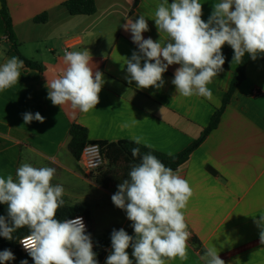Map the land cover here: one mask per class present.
Returning <instances> with one entry per match:
<instances>
[{
  "label": "crops",
  "instance_id": "1",
  "mask_svg": "<svg viewBox=\"0 0 264 264\" xmlns=\"http://www.w3.org/2000/svg\"><path fill=\"white\" fill-rule=\"evenodd\" d=\"M67 1L5 0L13 39L0 0V64L15 56L41 66L29 67L23 61L19 82L0 92V176L12 175L15 180L16 170L23 163L55 168L51 183L63 186L62 198L69 205L83 203L90 207L93 247L105 241L100 264H106L112 251L113 229L123 228L133 237L135 233L126 212L111 200L122 181H113L108 188L95 181L101 171L111 169L108 161L105 159V165L88 177L71 154L68 142L72 124L86 128L91 142L132 141L133 135H139L154 150L170 156L179 154L201 136L222 106L239 64H232L233 49L225 44L223 71L208 85L211 99L178 95L171 83L179 67L175 64L163 74L162 88H138L135 81L129 83L126 79L125 64L138 48L122 26L144 15L149 31L142 35L145 39H160L163 45L167 37L158 33L151 19L161 0H95L93 15H72L65 6ZM200 2L202 19L207 22L218 0ZM44 15L45 21H35ZM85 49L92 57L89 66L100 71L104 79L96 109L86 114L70 104L54 106L46 87L47 80L57 78L66 68V51ZM37 112L45 118L44 123L33 120L24 124L22 114ZM134 118L138 120L134 127H124ZM174 172L193 190L183 210L191 235L187 241L188 259L177 257L165 264H203L202 250L213 245L225 264H264V245L253 219L264 214V59H250L246 77L218 127ZM192 238L198 239L201 249L193 245ZM126 251L135 264L132 247Z\"/></svg>",
  "mask_w": 264,
  "mask_h": 264
},
{
  "label": "clouds",
  "instance_id": "2",
  "mask_svg": "<svg viewBox=\"0 0 264 264\" xmlns=\"http://www.w3.org/2000/svg\"><path fill=\"white\" fill-rule=\"evenodd\" d=\"M200 0H161L156 7L155 26L167 37L163 45L142 35L149 31L147 19L139 15L127 20L123 29L131 33L138 51L126 59L128 82H136L141 89L164 85L163 74L170 65H179L171 83L178 95L185 98H212L208 85L223 71L225 56L222 48L229 45L234 52L232 64H241L247 53L255 60L264 54V0H218L207 22L202 19ZM90 52L66 51V68L57 78L47 80L48 99L54 106L70 104L74 110L88 113L96 109L104 84L103 74L89 65ZM143 61V65H142ZM24 62L11 57L0 64V92L11 88L21 77ZM24 124L33 120L44 123L39 113H24ZM135 118L124 127H134ZM132 142L152 149L144 137L133 135ZM131 155L139 157L118 191L112 195L113 204L126 212L132 222L135 237L123 228L111 233V253L106 264H133L128 252L132 247L135 264H165L168 259L187 260V241L190 232L183 210L193 190L189 182L159 160L151 152L141 155L140 147H133ZM169 155H171L169 153ZM56 169L34 167L23 163L12 175L0 176V203L8 206L7 219L0 216V236L13 239V233L23 227L29 234L20 240L34 264H98L90 234L82 217L58 220L63 206L64 188L53 185ZM260 229L259 240L264 245V214L253 217ZM15 259L9 249L0 251V264ZM203 264H225L213 245L201 256ZM21 264H28L22 260Z\"/></svg>",
  "mask_w": 264,
  "mask_h": 264
},
{
  "label": "trees",
  "instance_id": "3",
  "mask_svg": "<svg viewBox=\"0 0 264 264\" xmlns=\"http://www.w3.org/2000/svg\"><path fill=\"white\" fill-rule=\"evenodd\" d=\"M2 8L1 13L4 18L7 30L11 37H13L11 19L7 10L5 0H1ZM65 6L72 15H93L96 12V3L95 0H69L65 3ZM46 20V16H40L36 18L35 21L43 22ZM258 57L264 59V54L258 53ZM26 65L29 67L41 69V66L33 63L25 58H22ZM249 55L246 53L243 57L242 63L239 64V67L232 79L230 88L225 94L222 106L213 114L211 121L207 128L203 131L201 136L188 148L176 155H166L154 149L145 148L144 145H136L132 141L122 140L118 142H98L103 148L105 159L108 161V166L110 170L101 171L95 181L97 184L101 185L104 188H108L113 181H122L128 179V173L131 170L133 164L139 163L140 158H134L131 155V149L133 147H140L141 155L151 152L159 160H161L165 166L170 167L173 171H176L181 165L188 161L191 154L203 143L207 136L218 127L221 117L229 104L233 94L239 87V85L244 81L246 77V67L250 61ZM91 142L88 140L87 129L79 124H72L69 131V142L68 148L73 155V157L79 160L81 152L85 145ZM63 206L58 209L57 219L63 221L65 219H75L76 217H83L87 223L86 234H90L92 242L93 241V223H92V214L91 209L88 205L83 203H77L74 205H69L64 198ZM8 215V206L6 204H0V216H4L7 219ZM29 234V229L27 227L20 228L16 230L12 235V240H7L4 237L0 236V251L9 249L13 252L15 259L6 264H16L20 263L22 260L30 261L31 264H34L32 258L26 253L20 244L25 236ZM191 242L197 248L201 249L200 242L197 238H192ZM105 241H98L96 246L93 247V251L97 254L96 259L98 264H100L105 256ZM202 253L204 251L202 250Z\"/></svg>",
  "mask_w": 264,
  "mask_h": 264
},
{
  "label": "built area",
  "instance_id": "4",
  "mask_svg": "<svg viewBox=\"0 0 264 264\" xmlns=\"http://www.w3.org/2000/svg\"><path fill=\"white\" fill-rule=\"evenodd\" d=\"M256 93L258 94L259 92H256ZM78 161L84 173L86 174V176L92 177V175L95 172L100 170L105 165L106 160H105L103 148L97 142H88L83 148ZM83 222L87 229V223H86L85 218H83ZM22 249H23V246H22Z\"/></svg>",
  "mask_w": 264,
  "mask_h": 264
},
{
  "label": "rangeland",
  "instance_id": "5",
  "mask_svg": "<svg viewBox=\"0 0 264 264\" xmlns=\"http://www.w3.org/2000/svg\"><path fill=\"white\" fill-rule=\"evenodd\" d=\"M82 171H83V169H82ZM84 172V171H83ZM85 174V173H84ZM86 175V174H85ZM110 237H105L104 239L105 240H107V239H109ZM16 264H18V263H16ZM19 264H21V263H19ZM28 264H30L29 262H28Z\"/></svg>",
  "mask_w": 264,
  "mask_h": 264
}]
</instances>
